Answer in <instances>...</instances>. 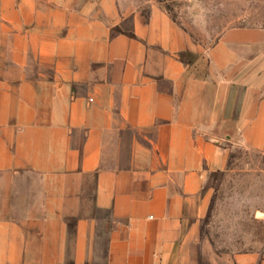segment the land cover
Instances as JSON below:
<instances>
[{
    "label": "crops",
    "instance_id": "0c3cea01",
    "mask_svg": "<svg viewBox=\"0 0 264 264\" xmlns=\"http://www.w3.org/2000/svg\"><path fill=\"white\" fill-rule=\"evenodd\" d=\"M233 45L120 0H0V264H264L199 236L213 174L264 146Z\"/></svg>",
    "mask_w": 264,
    "mask_h": 264
},
{
    "label": "rangeland",
    "instance_id": "374dc122",
    "mask_svg": "<svg viewBox=\"0 0 264 264\" xmlns=\"http://www.w3.org/2000/svg\"><path fill=\"white\" fill-rule=\"evenodd\" d=\"M148 14L164 10L191 39L209 51L228 37L253 59L255 85L264 86V0H120ZM209 210L199 236L206 255L255 253L264 261V146L231 150L229 168L213 174Z\"/></svg>",
    "mask_w": 264,
    "mask_h": 264
}]
</instances>
